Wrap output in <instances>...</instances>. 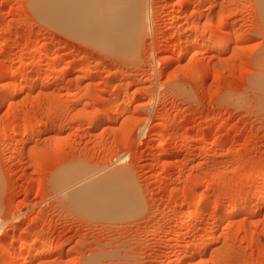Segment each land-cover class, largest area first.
Masks as SVG:
<instances>
[{
	"label": "rangeland",
	"instance_id": "rangeland-1",
	"mask_svg": "<svg viewBox=\"0 0 264 264\" xmlns=\"http://www.w3.org/2000/svg\"><path fill=\"white\" fill-rule=\"evenodd\" d=\"M197 1L148 0L149 31L125 54L43 21L31 0H0V93L9 82L25 85L0 107V250L9 258L23 250L26 263L40 250L31 264H174L181 248L177 264H264V206L205 227L237 190L251 207L264 190V21L257 0ZM196 6L205 10L201 19ZM214 28L229 41L226 50L188 46L211 43ZM35 42L48 51L32 54ZM181 43L188 50L179 59ZM31 56L50 58L17 68ZM67 63V72L48 74ZM161 129L176 148L173 168L156 141ZM69 166L86 174L126 169L140 209L93 214L63 191ZM198 200L206 210L178 237L180 209ZM207 235L215 243L187 259Z\"/></svg>",
	"mask_w": 264,
	"mask_h": 264
},
{
	"label": "bare ground",
	"instance_id": "bare-ground-1",
	"mask_svg": "<svg viewBox=\"0 0 264 264\" xmlns=\"http://www.w3.org/2000/svg\"><path fill=\"white\" fill-rule=\"evenodd\" d=\"M207 1L208 0H198L197 2H198L199 6H203L204 3H206ZM184 2H186V1H184ZM257 2L259 4L262 19L264 21V0H257ZM31 5H32V9H34L33 11H35L40 16V18L43 19V21L45 20V21H48V22L50 21V22L54 23V25H56L57 27H59L60 29L65 31V33L78 35L80 37H83L84 39H87L88 42L90 40L92 42H95L96 45L98 44L99 46H102L104 48L106 47L107 50L109 48H112L119 53H122L123 51H124V53L128 52V51H130V53H132L131 51H134L136 49L135 47H137L136 46L137 43L140 42V40L143 38V36L149 31V26H150V10H149L148 0H31ZM188 6H189V4H188ZM184 7H185V5H183L182 12L184 11ZM198 7L197 6L195 7V9L193 11L194 13L197 12ZM186 8H187V6H186ZM181 9H182V7H181ZM199 9H200V7L198 8V11H199ZM204 15H205V10L201 9V11H199V18L201 19ZM199 21L200 20H198V22L194 21L195 24H193V25L196 27V29L198 28V26H200ZM176 22L177 21H175L173 19L169 22V25L173 26ZM261 23L264 25V22L261 21ZM152 27L155 28L154 30H156L159 27H161V25L155 23V24H152ZM206 29H208V28H206ZM182 30H183V28H182ZM182 30H178L177 34L180 35ZM210 30L208 32H210ZM263 31H264V28H263ZM175 32H177V31H175ZM218 32L215 31V28H214L213 32L211 31V33H212V34L210 33L212 35L211 36L212 37L211 43L206 42V41L201 42V43H196L194 41V42L189 43L188 46L189 47H191V46H203L206 48H210V50L211 49H216V50H220V51L226 50L225 48L227 47L226 45L229 41L226 40V38H224L223 35L221 33H218ZM233 41H235V39ZM188 46H187V43L186 44L185 43L180 44L181 48H180L179 55H178L179 59L182 58L183 56H185V54L188 50ZM47 49H49V48H48V46L46 47L45 44L36 43L31 52H32V54L33 53L37 54L38 52H42V51H45ZM52 51H54V50H52ZM127 55H128V53H127ZM49 58L50 57L47 56L46 58L44 57V58L36 59V58H33L31 56L27 60H25V61L23 60L22 64L19 65L17 68H21L25 64H29V63H33V64L39 63V65H40V63H43L45 60H47ZM163 59L167 60L169 63L171 61L174 62L173 57H172V59H173L172 60L171 56H169V55H165L163 57ZM68 66H69V64L67 66L63 65V67L61 69L59 68V70L57 68H51V69L49 68L48 74H53V73L55 74V73L65 72V71L67 72ZM163 66H164V63L161 62V64L159 65L161 74L163 72ZM82 77L81 78L79 77L78 84L82 81ZM23 80H25L24 77H23ZM262 80H264V79H262ZM24 83H26V82L24 81ZM34 84L35 83H33L31 81L29 84H26V85H28V87L30 86V88H32L34 86ZM24 86L25 85H22V83H21V85H19L17 83L9 82L7 84V87L5 88V90H2L3 92L1 91V93H0V107L3 106V104L5 103L6 100L11 99L12 97L18 95V93L23 88H25ZM151 100H153V98ZM123 111H124L123 108H122V110L118 109V110H113L111 112L109 111L108 112L109 116L108 115L107 116L113 118L114 114H121ZM93 122H91V123H93ZM166 132H167L166 130L161 129L158 133V137H157L156 141L158 142L159 145H161L163 147L164 156L167 159H170V161H171L170 167L173 168V167H175L176 161L173 160L172 153H173V151H175L176 148H174L172 146H168L166 144V141H165ZM188 137L189 136H187V135L183 136V138H182L183 142L189 140ZM13 140H14L13 135H10L8 137V141L6 142V145L9 146ZM203 142L206 143L208 141L205 140ZM203 142H202V144H203ZM218 149H219V147H218ZM205 150L206 151H210V150H216L217 151V147H214V146L210 147L209 146V148L207 147ZM76 165H78V164H76ZM85 165H87V164H85ZM85 165H84L83 169L85 168ZM77 167L75 166V168H76L75 169L74 167L72 168L69 166L68 169H65V171L63 170L64 172H62V173L60 172V173L62 174L61 182L63 183L62 186L64 187L63 191H68V192L71 191L72 194L73 193L77 194V196H79L80 202L83 203L82 205L79 204L80 206H83L85 203H88V205H90V208H91L90 210L92 211L93 214L99 213V211H103L104 217L107 215V213H109V215H111V213L117 214L116 216H118V215H120L118 213L127 212L128 210H131L132 208H135L136 206H137V208L140 207V205H141L140 199L141 198H140L139 194L136 192L137 187L136 188L134 187L135 183L133 184L131 178L129 177V173L126 171V169H121L120 167L119 168H111V169L110 168L109 169L103 168V169H100L98 171L93 172V170H92L93 167H92L91 169H88V171L86 170L87 173L90 170H92V172L86 174V172L85 173L83 172L84 170L81 169V167H80V169H79V166H77ZM87 168L88 167H86L85 169H87ZM262 173H264V172H262ZM61 182H60V184H61ZM58 188H60V187H58ZM262 188H264V187H262ZM243 194L240 192V190H237V192H234V194H232V196H230L228 204L226 206H224L223 209L221 208L222 211H221V214L219 215V221L217 223L216 222L206 223L205 224L206 230L214 231V230L218 229L217 227H218L219 223L228 219V217L233 215L237 210H241V211H244V212H247V213L254 215V214H257L261 210V208L264 206V190H262L260 193H258L259 194L257 196L258 201H257L255 207L254 206L251 207L248 205V203L251 202V201H249L250 198H249V200H247L246 198H248V197H246V196H248V195L245 196ZM75 196L76 195H74V197ZM77 196H76V199L78 200ZM66 197H68V194L66 195ZM68 198H70V197H68ZM205 200H207V199H205ZM247 201H249V202H247ZM191 203L187 204V206H184L180 209V214L182 217L179 220V223H177L179 225V228H180V231L178 232V237H181V238L185 237L187 235L186 229L189 226L196 223V221L199 219V215L201 213H203L204 210H206L205 209L206 205H204L205 202H203V200L202 201L198 200L197 202H193L192 204ZM104 205H107V206L104 207ZM88 209H89V206H88ZM139 209L140 208H138L137 210H139ZM168 209H171V210L174 209V205H171L170 208H168ZM93 210H94V212H93ZM133 211L135 212V210H133ZM105 212H106V215H105ZM99 214H101V213H99ZM122 215H120V216H122ZM99 216H101V215H99ZM189 216H191V217H189ZM108 217H111V216H108ZM168 235L166 237L171 240L173 238V236L171 238L170 237L171 235L170 236H168ZM167 238H166V240H167ZM23 239H24V236L23 237L20 236L18 241L20 242ZM197 241L198 240H196V242ZM196 242H193L194 243V244L192 243L193 246L189 250H186L187 251L186 252L187 259L195 256L198 253V250H199L198 248L205 247L207 249L208 246L215 243V239H214L213 235H207L206 237H204L202 242H200L201 244L198 242L196 243ZM186 244H187V242H186ZM186 244H185V247H186ZM188 244H190V243L188 242ZM183 246H181V247H183ZM180 249L175 250L173 252V254L171 255L172 262L174 264H177V255H179L178 253H179ZM7 250L6 249L0 250V264H31L32 261L34 262V260L37 259V254L39 256V253H41L40 250L39 251L37 250L38 253L36 251L35 252L30 251V254L34 255L33 253H35L36 256H31V257L29 256V258H31L32 260L30 259V261H27L26 263L23 260L21 263L20 262V259H22L21 254L23 255V253H21V252L23 250L14 251L11 254L12 256L10 255L11 256L10 258L7 256ZM48 251H50V250H48ZM180 252H182V251H180ZM26 255H28V254H26ZM34 257H36V258H34ZM194 262H196V261H194ZM184 263H185V261H184ZM92 264H93V262H92ZM97 264H98V262H97ZM194 264H209V263H207V261L204 260L202 262H197Z\"/></svg>",
	"mask_w": 264,
	"mask_h": 264
}]
</instances>
